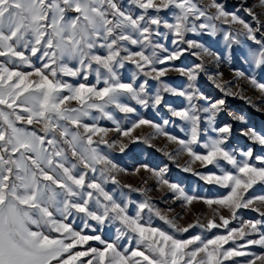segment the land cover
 <instances>
[{
  "label": "snow or ice",
  "instance_id": "snow-or-ice-1",
  "mask_svg": "<svg viewBox=\"0 0 264 264\" xmlns=\"http://www.w3.org/2000/svg\"><path fill=\"white\" fill-rule=\"evenodd\" d=\"M246 5L241 0L251 22L218 0L206 6L199 0H0V264H264V208L257 206L264 205V133L242 128L253 147L230 146L233 124H218L217 117L226 111L231 84L217 82L222 73H209L201 52L217 62L219 55L189 38L221 33L229 48L251 41L257 47H249L246 59L264 71V19ZM186 53L199 62L172 63ZM169 71L187 82L171 86L164 79ZM201 74L221 98L203 94ZM236 75L264 95V81ZM168 95L184 104L173 107ZM140 108L165 109L168 116L157 122ZM169 125L186 137L168 132ZM141 126L176 143L175 154L186 153L204 170L189 164L183 171L223 190L213 197L187 194L165 178V169L144 163L134 170L151 172L184 207L215 205L206 224L197 219L179 227L149 198H131L147 189L120 184L123 169L109 153H126L140 140L131 133ZM112 131L121 139H108ZM256 186L261 191L254 195ZM244 209L260 218L243 219ZM153 215L173 232L154 226ZM107 226L114 227V240L95 234ZM195 228L201 232L192 234Z\"/></svg>",
  "mask_w": 264,
  "mask_h": 264
},
{
  "label": "rangeland",
  "instance_id": "rangeland-1",
  "mask_svg": "<svg viewBox=\"0 0 264 264\" xmlns=\"http://www.w3.org/2000/svg\"><path fill=\"white\" fill-rule=\"evenodd\" d=\"M218 2L222 3L227 11H235L244 19L250 21L247 13L241 9V0H218ZM199 3L206 6L210 3V0H199ZM246 6L252 8L262 19H264V7L261 6V0H247ZM238 27V25H233V28ZM189 38L199 41L212 52L219 55L220 59L217 62L215 57L204 55L200 49L194 50L201 52L209 73H222V76L217 77V82H220L222 86L225 82L231 84L229 91L232 95L224 96L226 99V111L222 112L217 117L218 124H233L230 146H235L237 148L253 147L251 142L240 135V130L242 128L253 127L264 133V95L253 88L244 77H238L236 73L243 72L246 75H253L261 81H264V71L254 69L250 61L246 59L249 47L255 48L257 46L251 41H244L241 44H234L229 48L226 46L221 33H217L215 36H209L207 34L197 36L195 34H190ZM241 40L243 41L244 38L241 37ZM166 43L169 48L173 47V45L167 41ZM198 62L196 56L186 53L179 60L172 63L185 68H190ZM164 79L173 87H180L187 82L186 77H182L176 71H169ZM197 83L203 94L209 96L212 100L219 99L223 95L208 77L203 74H201ZM153 85H155V82H153ZM166 98L173 107L178 108L184 104L182 98L171 95H168ZM254 106H258L259 110ZM137 107L139 108V106ZM139 111L147 118L153 119L157 122L168 116L165 109L156 112L154 110L140 108ZM229 111L236 115H242L245 118L246 123L242 124L238 121H233L227 114ZM116 115L118 119H123V114L117 113ZM100 123L108 128L114 127L112 122L108 120H102ZM123 126L127 127L128 124L125 122ZM167 131L173 135L180 136L181 138H185L187 135L185 132L180 131V127L176 125H169ZM131 136L133 138L139 137L140 140L136 143H130L129 149L126 150V153L121 154L118 148L111 150L109 153L114 162L118 164L119 168L123 169V171L117 173V179L120 181L121 185L131 184L133 187L148 190L144 195L133 192L130 194L131 198L137 202L146 197L149 198L155 208L159 209L166 217L174 219L179 227H184L188 223H192L197 219H200L201 223L206 224L207 220L213 215V208L216 207L215 205L209 207L202 202H193L192 205L184 207L182 201L173 199V197L178 194L173 193L167 186L158 184L157 178L151 172L144 171L143 169L139 172H135L134 170L144 163L156 170L165 169V178L170 182L177 184L187 194L213 197L217 196L219 192L223 190L206 184L204 180L199 176L194 175L193 172L183 171V167L189 166L190 158L186 153L175 154L178 145L167 139L165 136L157 134L153 128L149 126H141L136 128L131 133ZM107 138L121 139L119 134L114 131L109 132ZM122 139L125 142H128V138L125 137ZM255 150L259 152L258 147ZM167 154H173L172 159H169V155ZM190 167L194 171H204L198 162L190 164ZM145 180L147 183L144 182ZM105 187L109 191H118V186L111 183H108ZM260 191V187L256 186L253 190V194H260ZM257 206L264 208V205ZM168 209H172V211H169ZM131 211L134 212L135 208L133 207ZM220 211L221 214L225 216L228 215L227 210L221 209ZM240 215L243 219L260 218L256 212L249 209L241 210ZM73 223L75 226L79 227L80 220L75 219ZM152 223L154 226L163 227L167 231L173 232V229L169 228L163 223V221L154 215L152 217ZM86 231H88V234H93L91 230ZM213 231L222 232L223 229ZM199 232H201V229L199 228L191 230L192 234ZM95 234L101 235L104 239L109 241L114 240L116 236L113 226H107L102 230L97 231ZM187 235V233L184 234L185 237ZM92 243L94 246L102 247L98 242ZM120 243L123 245L124 241H121ZM251 251L259 253L261 249L258 246H253Z\"/></svg>",
  "mask_w": 264,
  "mask_h": 264
}]
</instances>
